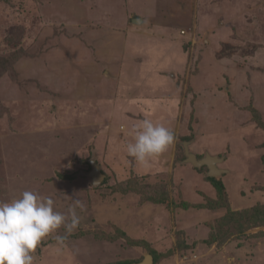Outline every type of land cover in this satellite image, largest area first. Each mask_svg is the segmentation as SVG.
<instances>
[{"label":"rangeland","instance_id":"374dc122","mask_svg":"<svg viewBox=\"0 0 264 264\" xmlns=\"http://www.w3.org/2000/svg\"><path fill=\"white\" fill-rule=\"evenodd\" d=\"M145 118L176 141L142 165ZM26 190L84 204L34 264H264V0H0V201Z\"/></svg>","mask_w":264,"mask_h":264},{"label":"clouds","instance_id":"9594fccd","mask_svg":"<svg viewBox=\"0 0 264 264\" xmlns=\"http://www.w3.org/2000/svg\"><path fill=\"white\" fill-rule=\"evenodd\" d=\"M175 141V133L164 123L145 118L135 125L126 152L143 165L165 153ZM77 209L84 210L79 199H73L63 213L56 210L52 197L31 190L8 202L0 201V264H34L41 242L61 228L64 233L54 238L64 244L80 224Z\"/></svg>","mask_w":264,"mask_h":264},{"label":"water","instance_id":"95a60500","mask_svg":"<svg viewBox=\"0 0 264 264\" xmlns=\"http://www.w3.org/2000/svg\"><path fill=\"white\" fill-rule=\"evenodd\" d=\"M143 20L141 19H134L133 24L137 26H141L143 24ZM186 160L185 163L192 164L194 167L201 169L202 167H207L209 170L208 176L215 177L223 174V171L217 168V163L223 161V159L218 157H211L206 155L205 158L199 160L196 155L192 154L189 151V143L184 145ZM96 157H93L92 161H90L92 170L87 174L93 180V185L100 186L104 179L105 175L100 170V167L96 165ZM140 264H153V257L151 255H147L145 260Z\"/></svg>","mask_w":264,"mask_h":264},{"label":"trees","instance_id":"16d2710c","mask_svg":"<svg viewBox=\"0 0 264 264\" xmlns=\"http://www.w3.org/2000/svg\"><path fill=\"white\" fill-rule=\"evenodd\" d=\"M85 162H86V160H85ZM205 168H207V167H205ZM103 172V171H102ZM211 178V179H210ZM209 179L212 181V182H214V185H215V187H216V189H217V197L218 196H224V187H223V185L219 182V181H216L215 179H213V177H210Z\"/></svg>","mask_w":264,"mask_h":264},{"label":"crops","instance_id":"0c3cea01","mask_svg":"<svg viewBox=\"0 0 264 264\" xmlns=\"http://www.w3.org/2000/svg\"><path fill=\"white\" fill-rule=\"evenodd\" d=\"M127 14H129V13H127ZM139 18V16H135V15H133V16H131V15H129V21H128V19H127V24H129L130 22H132V26L134 27L135 26V24H133V20L134 19H138ZM144 22V21H143ZM131 26V31H129V32H131V33H133L134 32V30L132 29L133 27ZM127 29V28H126ZM127 37V36H126ZM170 70V69H169ZM161 72V71H160ZM145 82L146 83H149V81L146 79L145 80Z\"/></svg>","mask_w":264,"mask_h":264},{"label":"bare ground","instance_id":"6f19581e","mask_svg":"<svg viewBox=\"0 0 264 264\" xmlns=\"http://www.w3.org/2000/svg\"><path fill=\"white\" fill-rule=\"evenodd\" d=\"M219 169V168H218Z\"/></svg>","mask_w":264,"mask_h":264}]
</instances>
